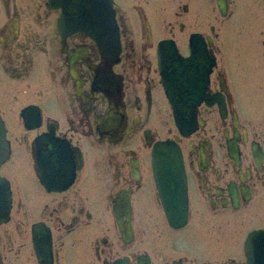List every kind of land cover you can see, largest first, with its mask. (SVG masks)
Returning <instances> with one entry per match:
<instances>
[{
	"label": "flooded vegetation",
	"instance_id": "flooded-vegetation-1",
	"mask_svg": "<svg viewBox=\"0 0 264 264\" xmlns=\"http://www.w3.org/2000/svg\"><path fill=\"white\" fill-rule=\"evenodd\" d=\"M114 4L121 53L99 74L97 42L63 34L49 0H0L11 149L0 264H249L246 241L264 229V0ZM165 41L174 70L182 58L199 71L185 88H205L192 131L179 128L161 83ZM167 141L184 172L159 186L154 147Z\"/></svg>",
	"mask_w": 264,
	"mask_h": 264
},
{
	"label": "water",
	"instance_id": "water-1",
	"mask_svg": "<svg viewBox=\"0 0 264 264\" xmlns=\"http://www.w3.org/2000/svg\"><path fill=\"white\" fill-rule=\"evenodd\" d=\"M64 5V21L69 22L70 26H73L77 30L84 31L87 35H90L99 42L101 47L107 52L115 53V56L119 53L120 42L118 41L119 27L114 19L113 8H111L109 0H62ZM176 53L172 48L169 50L166 47V43H162L159 50V67L161 75H163V82L168 88L167 94L174 104L175 112L179 115V118L183 116H192L195 118L197 107L202 103V98H198V94L195 88H189L188 97L184 99L187 104L177 107L175 104L176 97H174V88L176 84L174 77L179 80L181 70L174 71L172 69V55L168 57L167 54ZM168 57V58H167ZM181 68V67H179ZM178 72L179 74H176ZM209 73V72H208ZM207 73V75H208ZM182 78V76H181ZM183 81L180 84L188 83L187 77H183ZM192 124V123H191ZM181 126V124H180ZM5 128V127H4ZM6 130V129H5ZM7 141L6 134H3V142L0 138V150L1 146L5 145ZM155 159L156 164H169V162H162L160 158H172L176 159L179 152V147L171 142L159 143L155 146ZM8 158V154L2 157L4 162ZM1 179V178H0ZM7 193L6 189L0 187V219L4 218L7 211V201L5 202L1 195ZM4 198H8L7 195ZM182 225V223L180 224ZM259 232H254L251 236L257 235Z\"/></svg>",
	"mask_w": 264,
	"mask_h": 264
},
{
	"label": "bare ground",
	"instance_id": "bare-ground-1",
	"mask_svg": "<svg viewBox=\"0 0 264 264\" xmlns=\"http://www.w3.org/2000/svg\"><path fill=\"white\" fill-rule=\"evenodd\" d=\"M50 4L55 7V8H59L61 10V18H60V26H61V31L62 33L64 34L65 33H74V32H80V33H84L86 34L84 31H81V30H77L75 29L73 26H70V23L69 22H66L64 21V5L62 3V0H49ZM109 3H110V6L111 8H113V12H114V19L115 21L117 20V12H116V8H115V4H114V0H109ZM118 23V21H116V24ZM118 25V24H117ZM89 37H91L92 39H94L98 46L100 47L102 53H103V59L101 60V63H100V66L98 68V72L99 74H101L103 71L105 70H108V73L109 71H111V64H114L115 62H117V59L121 53V39H120V29H119V35H118V41L120 42V47L118 48L119 49V53L115 56V53H111L109 51H105L101 45L99 44V42L96 40V38L88 35ZM176 52V50H175ZM108 58V59H107ZM110 59V60H109ZM180 63H182L184 66H185V69H182L181 70V75H179V80L177 79V77H174L175 81H176V84L173 86L174 88V97H176V100H177V97H179L180 100H184V97L182 96L183 92L186 90V89H189V88H185L186 86H189L191 84H193L195 82V84H197L198 82V76H199V71L197 70L196 72L194 73H191L189 68H188V60L187 59H182L180 58L179 59ZM96 68H93V71H95ZM209 72V73H208ZM210 72H211V69H207L205 71V77H206V81L208 82L209 80V75H210ZM208 73V75H207ZM110 74V73H109ZM182 76V78H181ZM187 77L188 79V83L187 85L186 84H180L179 82L180 81H183V77ZM98 77V76H97ZM161 83L163 84L165 90H166V93L168 91V88L165 86L164 82H163V75H161ZM194 84V85H195ZM197 94H198V98H202V100L204 99V95H203V92L205 90V88H195ZM118 91H114L115 94H117ZM201 95V96H200ZM168 96V94H167ZM169 97V96H168ZM170 99V98H169ZM171 101V100H170ZM175 104H176V101H175ZM187 104V101L186 103ZM177 105V104H176ZM175 108V107H174ZM111 110L114 111V112H117V109H116V105L114 103L111 104ZM176 113V112H175ZM27 120V119H26ZM192 123V124H191ZM181 124V126H180ZM196 115H195V118L193 119L192 116H183L182 118H178V126L179 128L181 129V131L183 132L185 129L187 131H192L194 130V128L196 127ZM5 127V128H4ZM119 127H120V124H119ZM6 129V124H5V121L0 113V138L3 142V134L5 135L7 133V130ZM119 130L115 133H118ZM167 142H170V141H167ZM161 143H166V142H161ZM171 143H174V142H171ZM175 144V143H174ZM177 145V144H175ZM178 146V145H177ZM179 147V146H178ZM155 149V147H154ZM8 154V158L10 157V154H11V149H10V144L8 141H6L5 145L1 146V150H0V161H3L2 157H4V155H7ZM8 158L1 163L4 164ZM160 161L162 162H169V164H156V159H155V150H154V166L156 168V178H157V182L159 184V186L161 185V182H160V177L167 173V174H170V173H173V174H177V175H181L183 174L184 172V162H183V156H182V153L179 149V152H178V155L176 156V159H172V158H160L159 159ZM164 166H169L167 169H163L165 168ZM0 187H3L4 189H6V192L4 195L2 194L1 195V198L3 200H5L6 198H4L5 195L8 196V198L6 199L7 201V215L0 219V223L2 222H5L7 221L9 218H10V212H11V193H10V188H9V183L8 181L4 180V179H0ZM127 204L123 203V202H119L118 203V210L121 211L123 208H125ZM178 220V219H177ZM171 220V223L172 225L175 227H182L186 224L187 222V217H184L183 219L181 220ZM182 223V225H180ZM255 232H259V234L257 235H254V236H249L247 241H246V252H247V255H248V262L249 264H264V229H260V230H257ZM36 246L38 248V253L41 255V256H46L47 254H50V249L46 246H43V245H40L38 241H36Z\"/></svg>",
	"mask_w": 264,
	"mask_h": 264
}]
</instances>
